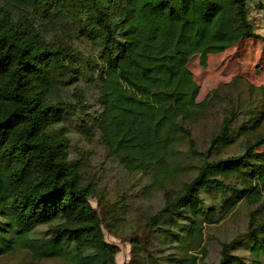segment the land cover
<instances>
[{
  "label": "trees",
  "instance_id": "obj_1",
  "mask_svg": "<svg viewBox=\"0 0 264 264\" xmlns=\"http://www.w3.org/2000/svg\"><path fill=\"white\" fill-rule=\"evenodd\" d=\"M248 0H0V255L16 247L35 257L71 264H116L118 245L105 240L91 205V184L81 183L67 159L66 140L49 129L62 122L71 103L61 87L76 73L77 52L45 41L35 24L66 21L91 26L102 58L98 75L102 140L130 171L176 167L175 147L188 135L184 121L196 115L198 85L187 66L247 38L254 31ZM43 23V24H44ZM225 121L209 148L229 134ZM264 132L241 155L204 159L182 191L161 211L162 236H173L182 251L201 240L203 221L220 218L238 202L264 201ZM208 148V149H209ZM242 174L248 183L230 189L224 201L206 205L200 192H226L217 175ZM243 179V178H242ZM171 221L168 225V222ZM47 228L41 235L37 230ZM259 234V235H258ZM253 239L250 263L225 251L220 264H264V223L247 232ZM191 249L192 246H188ZM172 253L170 264H196L195 256Z\"/></svg>",
  "mask_w": 264,
  "mask_h": 264
},
{
  "label": "rangeland",
  "instance_id": "obj_2",
  "mask_svg": "<svg viewBox=\"0 0 264 264\" xmlns=\"http://www.w3.org/2000/svg\"><path fill=\"white\" fill-rule=\"evenodd\" d=\"M247 14L261 38H247L229 44L224 50L208 54L200 64L199 53L190 56L187 66L198 85L196 115L184 121L188 135L175 147L176 167L170 175L157 170L130 171L113 155L102 140L97 123L100 116L98 75L102 58L99 45L89 24L66 21L46 25L35 14V24L45 41L65 44L77 52L74 77L63 85L60 96L71 103L65 119L52 126L66 142L67 159L79 174L81 183L91 184L89 201L101 219L107 242L119 247L116 264H170L172 253L195 256L196 264H220L222 248L234 238L239 240L225 251L250 263L253 239L247 236L257 224L264 223V201L251 203L240 199L220 218L203 221L201 240L182 251L173 236H162L161 211L168 200L182 191L184 184L197 172L204 159L241 155L245 145L264 132V0H248ZM44 23V24H43ZM227 122L228 137L209 148L211 140ZM209 148V149H208ZM254 150H264V143ZM228 186L226 192L203 190L206 205L222 203L230 189H239L248 181L242 174L217 175ZM243 178V179H242ZM247 182V183H246ZM168 222V225L171 221ZM47 225L37 230L41 235ZM259 235V234H258ZM188 246H192L188 249ZM264 263V257H261ZM0 264H71L55 257H35L30 250L16 247L0 255Z\"/></svg>",
  "mask_w": 264,
  "mask_h": 264
}]
</instances>
